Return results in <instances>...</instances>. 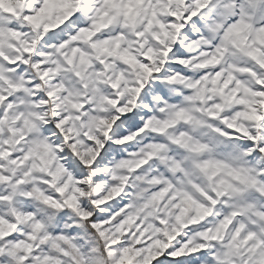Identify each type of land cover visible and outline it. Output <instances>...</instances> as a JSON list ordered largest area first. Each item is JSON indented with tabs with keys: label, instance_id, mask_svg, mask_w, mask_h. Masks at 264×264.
<instances>
[{
	"label": "clouds",
	"instance_id": "obj_1",
	"mask_svg": "<svg viewBox=\"0 0 264 264\" xmlns=\"http://www.w3.org/2000/svg\"><path fill=\"white\" fill-rule=\"evenodd\" d=\"M0 264H264V0H0Z\"/></svg>",
	"mask_w": 264,
	"mask_h": 264
}]
</instances>
